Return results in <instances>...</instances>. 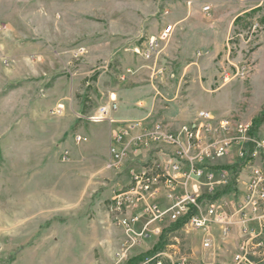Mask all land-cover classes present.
<instances>
[{
	"label": "rangeland",
	"instance_id": "374dc122",
	"mask_svg": "<svg viewBox=\"0 0 264 264\" xmlns=\"http://www.w3.org/2000/svg\"><path fill=\"white\" fill-rule=\"evenodd\" d=\"M39 2L0 0V264H24L22 250L29 243L39 242L45 246L44 239H52L58 231L54 229V235L50 237L45 235L49 226L41 221L38 233L32 236L20 224L19 197L22 187L26 186V177L34 173L26 170V166L31 169L36 165L40 173L43 165L57 168L53 174H41L44 175L39 178L41 186L47 184L51 180L50 175H53V185L57 179L61 188L74 183L76 195L79 196L75 204V228L73 221L70 219L68 222L62 215L56 216L59 221L55 220L61 227L65 226L64 234L57 235L58 243L67 246L69 239L76 247L73 252L64 253L62 250H49L54 243L46 246L41 254L45 257L48 255L50 263L129 264L134 261V264H174L183 257L186 264H233L238 239L236 232L223 236L219 235V230H213V244L206 248L202 245L205 232L184 226L167 230L168 222H164L161 234L166 232V244L163 247L154 249L161 234L142 238L134 245L125 243L123 229L115 222L118 212L110 204L114 192L124 189L129 180V175L122 172L124 163L120 169H102L104 161L100 165L92 162L91 170L87 171L84 168L86 161L82 157V145L97 152L104 149L103 134L94 128V120L87 117L96 114L100 105L112 100L115 102L114 99L106 102L109 95L104 92L97 75L105 70L106 65L109 73H114L117 65L114 61L107 64L103 57L90 59L84 54V43L62 41L63 36L60 38L58 29L53 28V20L57 18L52 14L45 16L44 25L39 30L41 33H37L36 6ZM261 5L259 10L241 16L224 44L221 43L215 50L212 66L209 63L202 65V59H187L188 65L195 62L200 68L203 66L204 81L211 77L207 70L213 69L212 88L218 87L212 93L200 94L194 105L196 110L207 109L218 118L234 117L244 122H252L253 118L262 115L261 126L264 127V0ZM190 20L188 15L183 21L188 25ZM59 30L61 33L65 29ZM21 45H28L26 55L20 50ZM39 46L43 52L36 50ZM145 48L139 46V52L142 53ZM183 49L187 56L188 48ZM167 64L170 68L177 67L171 61ZM223 70L229 73L226 82L221 78ZM192 76L195 73L188 72L184 80ZM184 80L182 83H185ZM37 94L42 103L38 115L44 121L45 132L57 134L58 146L48 154L42 150L41 154L29 155L27 143L29 138L34 137L29 128L36 127V124L28 123L27 117L37 111ZM59 101L63 102L64 113L50 114L51 106ZM84 125V134L91 141L77 144L74 136L80 133L79 129ZM72 149L79 150L76 156H73ZM236 153L235 146L229 156L211 160L210 165H229L233 169V176L240 162ZM116 180H121L119 185L115 184ZM253 259L256 264H264V252H258Z\"/></svg>",
	"mask_w": 264,
	"mask_h": 264
},
{
	"label": "crops",
	"instance_id": "0c3cea01",
	"mask_svg": "<svg viewBox=\"0 0 264 264\" xmlns=\"http://www.w3.org/2000/svg\"><path fill=\"white\" fill-rule=\"evenodd\" d=\"M69 1L40 0L36 6L39 25L36 32L41 33L39 30L44 25L45 16L52 14L57 18L53 20V28L58 29L59 37L63 36L60 37L62 41L71 44L84 43V54L90 59L103 57L107 64L114 61L117 65V71L114 73L110 74L106 65L105 70L97 75L98 82L102 83L104 92L109 95L106 96V102L114 99L117 105L106 118L92 122L98 133L104 136V149L97 152L82 145L91 141V138L84 134L86 125L77 133L85 136V141H76L74 136L75 143L82 145V157L87 162L84 168L87 171L91 170L92 162H98L100 165L104 161L102 169H105L110 149L120 146L114 140L113 133L127 123L138 121L149 127L162 124L176 130L183 120L191 121L192 114L197 111L194 105L198 102L200 94L212 93L218 88H212L213 69L207 70L211 77L205 81L202 79L205 74L202 65L211 64L215 50L221 43L224 44L227 35L241 16L259 10L263 2V0H81L73 3ZM204 5L209 6L208 11L202 10ZM188 15L191 20L186 25L183 20ZM59 29L65 30L60 33ZM165 29H169L168 36L160 40V35ZM151 37L158 39V50L147 59L136 50H139L141 45L146 47ZM184 47L188 48L187 56L183 53ZM20 50L26 55L28 45H21ZM36 50L43 52L40 46ZM189 58L202 59V67L195 62L188 65L186 61ZM168 61L177 67L170 68ZM28 70L31 73L30 69ZM188 72H194L195 76L184 80ZM183 80L185 83H182ZM38 97L40 96L37 94L36 113L27 117L28 123L36 124V127L29 128L31 136H34L29 138L27 143L29 155L41 154L42 150H46L45 154H48L58 146V139L55 138L57 134L45 132L47 130L44 121L38 115V110L42 107ZM58 103L61 102L51 107ZM168 147L165 143H158L153 144L148 150L131 153L124 162L122 172L129 175L130 180L131 174L142 162L150 158L166 159L170 152ZM78 151L72 149L73 156H76ZM42 167V173L53 174L57 169L54 166ZM26 170L34 173L26 177V186L22 187L19 197L21 226L28 229L27 233L32 236L38 233L41 221L45 226H49L45 235L50 237L54 235V229L58 231L52 239L51 237L44 239L43 242L47 244L45 246L39 242L29 243L22 250V262L52 264L48 255L45 257L41 254L46 246L54 243L49 250H62L64 253L70 250L73 252L76 247L69 239L67 246L58 243V236L64 234L65 226L61 227L55 220L59 221L56 216L62 215L68 222L71 219L74 227L75 204L79 196L76 195L74 183L61 188L57 177L53 185V175H50L51 180L47 181V184L41 186L39 178L44 175H41L38 165L31 169L26 166ZM67 178L69 179V176ZM74 178L73 175V180ZM120 181L116 180L115 184L119 185ZM44 212L48 214L45 215Z\"/></svg>",
	"mask_w": 264,
	"mask_h": 264
},
{
	"label": "built area",
	"instance_id": "2783aa9c",
	"mask_svg": "<svg viewBox=\"0 0 264 264\" xmlns=\"http://www.w3.org/2000/svg\"><path fill=\"white\" fill-rule=\"evenodd\" d=\"M202 10L208 11L209 6L204 5ZM168 33L169 29L163 30L160 40ZM157 50L158 39L151 37L142 54L149 59ZM228 77V71L223 70V82ZM116 106L113 100L100 105L96 114L87 119H104ZM63 109L64 105L58 103L49 113L61 114ZM261 125L254 128L251 121L218 118L207 109H199L191 121L176 130L162 124L149 127L136 121L113 133L120 146L111 148V157L105 162L107 169H120L131 153L147 150L153 144L165 143L170 151L164 160L150 158L142 162L125 188L114 192L110 199L111 208L118 212L115 222L123 229L125 243L134 245L142 238L159 236L164 222L170 227L184 220V228L205 232L202 245L206 248L213 244V230H219L223 236L236 232L233 264H256L253 256L264 252ZM75 140L85 141L86 137L76 134ZM235 146L240 162L233 176L229 165H210L211 160L229 156ZM174 264H186V260L180 257Z\"/></svg>",
	"mask_w": 264,
	"mask_h": 264
},
{
	"label": "trees",
	"instance_id": "16d2710c",
	"mask_svg": "<svg viewBox=\"0 0 264 264\" xmlns=\"http://www.w3.org/2000/svg\"><path fill=\"white\" fill-rule=\"evenodd\" d=\"M263 121L262 115L255 117L252 119V124L253 127L256 128L258 125H260ZM184 223V220H180L176 223H173L170 227H168L167 230H171V229H177L179 227H181ZM166 233V232H165ZM165 233L161 234L158 242L155 244L154 249H159L161 247H163L166 243L164 241V237H165ZM129 264H134V261H131Z\"/></svg>",
	"mask_w": 264,
	"mask_h": 264
}]
</instances>
